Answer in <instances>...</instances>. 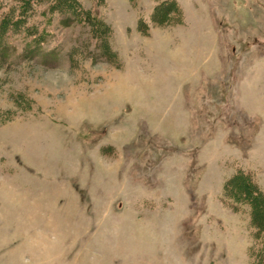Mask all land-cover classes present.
<instances>
[{"label":"rangeland","instance_id":"rangeland-1","mask_svg":"<svg viewBox=\"0 0 264 264\" xmlns=\"http://www.w3.org/2000/svg\"><path fill=\"white\" fill-rule=\"evenodd\" d=\"M69 2L0 30V264H264V0Z\"/></svg>","mask_w":264,"mask_h":264},{"label":"trees","instance_id":"trees-1","mask_svg":"<svg viewBox=\"0 0 264 264\" xmlns=\"http://www.w3.org/2000/svg\"><path fill=\"white\" fill-rule=\"evenodd\" d=\"M60 1L61 0H52L53 3L54 2L58 3ZM20 2L22 3V5H20V7H19L20 11L16 16H14L13 14H10L11 16L9 15V17L3 16L2 18H0V30L5 23L9 24V26H11L14 29L16 28L17 24H22V22H23L22 20L25 17L24 15H26L25 13L28 12V9L26 7V3H23V0H20ZM71 4L72 3H70L69 0H65V3H64L65 6L70 7ZM74 7H75V9L79 8L76 4H74ZM91 16H92V18H90L88 15L85 14V15H83L82 19L85 22L90 21V19L93 20L95 15L94 16L91 15ZM7 19H9V23H8ZM26 27L27 28H25V30H29V32H25L24 36L26 37L27 35H31V38L32 37L33 38H32V40H27L24 47L29 52H31L33 50L37 51L40 48L39 47L40 46L39 45V38H38L39 34L37 33V29H35L36 27L34 28V25H28ZM1 33L2 32L0 31V56L2 57V59L3 58L5 59L6 57H8V54H10V50L12 49L13 45L11 44V42H8L7 34L3 35ZM36 33L38 34L37 36H36ZM236 174H237V176H239V172H237ZM244 179H243V183L246 185V188H244L245 190L243 189L244 194H249L250 195L249 199H251V200L253 199V196H256V195L258 196V198L260 197L262 199V197H263L262 192L259 189H256V188L252 189V187L250 188V181H248V179L245 177H244ZM263 201H264V198H263ZM258 206L263 207V205H259V204H258Z\"/></svg>","mask_w":264,"mask_h":264}]
</instances>
